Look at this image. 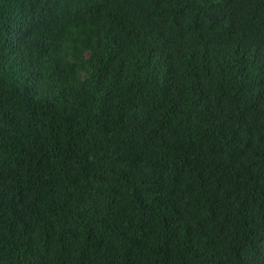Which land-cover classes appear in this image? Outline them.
Returning a JSON list of instances; mask_svg holds the SVG:
<instances>
[{"label":"trees","instance_id":"16d2710c","mask_svg":"<svg viewBox=\"0 0 264 264\" xmlns=\"http://www.w3.org/2000/svg\"><path fill=\"white\" fill-rule=\"evenodd\" d=\"M0 264H264V0H0Z\"/></svg>","mask_w":264,"mask_h":264}]
</instances>
